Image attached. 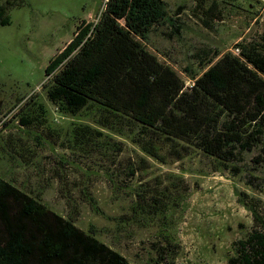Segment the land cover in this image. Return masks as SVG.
Wrapping results in <instances>:
<instances>
[{"label":"rangeland","instance_id":"rangeland-1","mask_svg":"<svg viewBox=\"0 0 264 264\" xmlns=\"http://www.w3.org/2000/svg\"><path fill=\"white\" fill-rule=\"evenodd\" d=\"M164 1L169 20L143 43L186 85L192 82L186 68L202 72L198 50H233L264 28L250 0H217L215 18L205 14L213 0H201L204 8L200 0ZM105 2L12 0L10 23L0 24V175L80 228L95 230L133 264L150 257L165 229L180 245L176 264H224L232 242L253 224L241 193L264 201V171L251 162L255 151L243 154L237 170L219 168L198 149L176 159L119 112L86 101L66 114L47 97L49 60L83 19L97 21ZM138 192L149 204L157 197L163 203L154 210L166 215L138 220Z\"/></svg>","mask_w":264,"mask_h":264},{"label":"trees","instance_id":"trees-1","mask_svg":"<svg viewBox=\"0 0 264 264\" xmlns=\"http://www.w3.org/2000/svg\"><path fill=\"white\" fill-rule=\"evenodd\" d=\"M10 5L12 0L0 2V24L10 23ZM217 8L213 0L205 14L215 18ZM168 20L164 0H106L97 21L83 19L49 60L45 74L50 78L43 84L48 99L66 114H75L86 101L119 112L176 159L198 149L219 168L237 170L243 154L255 151L251 162L264 171V28L237 42L238 53L198 50L194 57L202 72L186 68L192 79L186 85L143 43ZM137 195L138 220L145 213L166 215L154 210L163 203L157 197L149 204L146 194ZM240 201L253 224L232 242L224 264H264V201L244 192ZM164 231L143 264H176L180 245ZM96 234L0 175V264H133Z\"/></svg>","mask_w":264,"mask_h":264},{"label":"built area","instance_id":"built-area-1","mask_svg":"<svg viewBox=\"0 0 264 264\" xmlns=\"http://www.w3.org/2000/svg\"><path fill=\"white\" fill-rule=\"evenodd\" d=\"M256 3V16L255 20H260L262 23L264 22V0H253ZM233 51L238 53L239 48L234 47Z\"/></svg>","mask_w":264,"mask_h":264}]
</instances>
